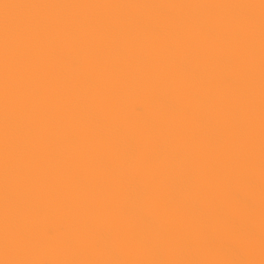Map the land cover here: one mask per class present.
Segmentation results:
<instances>
[{
  "label": "snow or ice",
  "instance_id": "snow-or-ice-1",
  "mask_svg": "<svg viewBox=\"0 0 264 264\" xmlns=\"http://www.w3.org/2000/svg\"><path fill=\"white\" fill-rule=\"evenodd\" d=\"M0 264H264V0H0Z\"/></svg>",
  "mask_w": 264,
  "mask_h": 264
},
{
  "label": "bare ground",
  "instance_id": "bare-ground-1",
  "mask_svg": "<svg viewBox=\"0 0 264 264\" xmlns=\"http://www.w3.org/2000/svg\"><path fill=\"white\" fill-rule=\"evenodd\" d=\"M62 2H78V0H62ZM85 2H102V0H85Z\"/></svg>",
  "mask_w": 264,
  "mask_h": 264
}]
</instances>
